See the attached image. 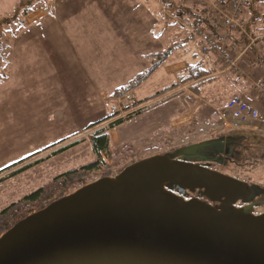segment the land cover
Returning a JSON list of instances; mask_svg holds the SVG:
<instances>
[{"label":"rangeland","instance_id":"rangeland-1","mask_svg":"<svg viewBox=\"0 0 264 264\" xmlns=\"http://www.w3.org/2000/svg\"><path fill=\"white\" fill-rule=\"evenodd\" d=\"M46 1L49 3L53 0ZM69 1H71L74 10L81 15H90L91 12L97 11L105 12L104 0L102 2L79 0V4L75 0ZM112 1V5L118 7V15L125 10L128 3L132 7H136L128 11V14H134L131 15L133 30L137 29L138 21L149 26L151 16L144 8L143 2L145 0H142L143 2L135 1L134 3L133 0ZM207 2L210 1L149 0L147 3L145 2L148 9L151 10L154 31L159 34V48L164 51L165 55L172 51L171 60L176 61L186 54L185 50L189 49V44H191L190 36L193 35V30H196L191 24H188L189 14L184 12L192 7H197V10L200 11H203L206 6L210 9ZM35 3L36 0H0V172L23 159L29 158L28 162L0 175L1 177L11 174L18 168L28 165V163L40 160L41 157L51 153L52 150L49 151L48 149H59L77 139L85 140L89 133L98 128L99 125L104 127L114 122L112 119L107 121L105 119L112 117V94L116 89L109 91L111 99L104 101L99 97L96 91L97 87L93 86L94 84L82 83L83 78L75 80L76 84L72 81L67 82L68 86L62 85L54 78L45 79L44 76L49 71L43 72L41 70L42 60H35L32 66L30 64L26 65V61L32 55L29 49L41 48L39 43L27 48L23 46L20 48L21 50H17V53H15L16 50H14V53L12 52L13 42L10 41L9 35L12 33L22 35L24 11L29 10L28 6H33ZM53 4L55 12H58L66 4V0H56L55 3L50 4L54 14ZM137 8H140L139 11L143 18L136 15ZM178 8L182 10V12L179 11L182 14L177 13ZM245 9H247V6ZM251 9L264 12V0H253ZM251 9L248 8L250 15L254 11ZM250 15L247 16L246 12L242 13L246 21L249 20ZM120 18H117V22ZM155 18L158 20V27L156 22L154 23ZM257 22L259 23L258 26L263 27V20ZM260 27L259 33L264 35V30H261ZM95 34V30H93L89 33V36L93 40L90 46L97 59L98 56L105 57V59L109 58L110 55L112 56L111 51L106 47V42H111L107 40L108 36L102 38L101 34L98 36ZM43 41L45 42L43 46V49H45L43 64L59 69L63 65L60 62L73 60L79 63L77 56L72 52V46L66 40L59 39L58 46L49 38L43 39ZM21 44H25V42L23 41ZM33 54L32 58L36 59V54L34 52ZM186 55L190 56V54ZM157 56L160 57V55H155L154 58L151 55L148 57L150 64L145 66L146 72L151 70L156 63L154 59ZM37 58L40 60L42 56L39 55ZM140 63L137 64V67ZM141 65L143 64L141 63ZM142 67L144 65L139 66L138 70ZM215 67L217 66L215 65ZM67 78L70 80L69 76ZM125 78L127 79V76ZM209 78L215 79L203 83L201 90H198V93L195 92V94L198 98L197 101L201 105L203 104L204 108H202L206 110V112L204 110L200 111H204L208 115L214 113L210 119L206 121L199 117V123L191 129H180L175 133L171 132L169 137H161L160 134L162 135L163 131L165 132L168 129L169 116L175 114L177 110L185 105L180 99V96H182L181 90L184 87H180L176 79L171 78L164 71V67L156 71L148 81L145 80L146 82L141 83L142 85L137 88V91L135 90L137 95L139 94L143 99H146L144 102L150 101L149 104H145V109L141 112L151 110L152 112L139 118H135L136 114L130 117L129 120L119 122L113 127L120 134V141L111 146L112 156L104 155L105 161L117 167V170H122L132 164V161H140L155 154H165L166 151H174L179 147L208 141L211 140V137L224 131L229 135L231 132L241 134L245 131L251 140L246 141L247 147L243 150V155L238 157L236 163L218 166L217 171L237 177L264 190V135H261L262 139L260 138L261 141H258L251 137L252 132L244 130L245 128L233 127L232 123L235 122L237 117L231 119V126L225 127L226 118L229 116H227V112L224 114L223 111L229 112L225 106L236 93V90L238 91L240 88L239 86H237L238 89L225 87L227 83L230 86L232 84L236 86V80H234L233 75L225 74L221 67L215 69L214 73L198 79V83L203 80L208 81ZM67 83L65 84L67 85ZM96 83L101 85L98 82ZM158 86H162L163 90L160 93H152ZM191 90L193 89L191 88ZM157 106L159 108H156ZM97 119H101L97 121L99 125L93 130L89 129ZM260 128L258 129L260 130ZM117 135L115 134V136ZM53 144H56L55 148ZM96 160L97 155L88 140L69 146L57 153L49 154L48 158L40 161V163L0 181V212L6 209L9 204L52 182L55 176ZM103 173H106L105 168L93 171L85 179L92 182L101 177ZM73 187L75 186L70 185L69 189ZM77 188L79 187H75V189Z\"/></svg>","mask_w":264,"mask_h":264},{"label":"water","instance_id":"water-1","mask_svg":"<svg viewBox=\"0 0 264 264\" xmlns=\"http://www.w3.org/2000/svg\"><path fill=\"white\" fill-rule=\"evenodd\" d=\"M220 140L132 162L53 200L0 235V264H264V212L250 195L264 190L192 161Z\"/></svg>","mask_w":264,"mask_h":264},{"label":"crops","instance_id":"crops-1","mask_svg":"<svg viewBox=\"0 0 264 264\" xmlns=\"http://www.w3.org/2000/svg\"><path fill=\"white\" fill-rule=\"evenodd\" d=\"M75 1L77 4H79V0ZM83 1L102 2V0ZM135 1L142 0H133V3ZM148 1L149 0H145L146 3ZM52 2L55 3L56 0H53L49 3L46 0H36V3L32 6V11L23 18L22 35L16 33L9 35L10 41L12 40L13 42V53L14 50H16L15 53H17V50H21L20 48L23 46L27 48L38 43L41 45V48H36L35 50L29 49L32 55L30 59L26 61V65L30 64V66H32L35 63V60H42V64H40L41 70L43 72L49 71V73L44 76L45 79L54 78L56 81L62 83V85L68 86L67 82L72 81L76 84L75 80L83 78L82 83L94 84L93 86L97 87L96 91L99 94V97L106 101L107 99H111L109 91L126 85L128 81L136 78L138 75H140V73L146 72L145 66L150 64V61L148 60L150 55L152 58H154L155 55H161L164 52L159 48V34L154 31V26H152L151 10L148 9V5L143 1L144 8L151 16V20L149 21V26L138 21L136 30H133L131 27V24L133 23L131 15L134 14H128V11H131L136 7H132V5L129 3L127 4V7H125V10H120L121 12L119 15L117 11L118 7L117 5H112V0H104L105 12L97 11L91 12L90 15H81L74 10L71 1L69 0H66V4L63 6V8L61 7L58 12H55V7L53 4V14L50 8V4ZM139 9L140 8H137L136 15H138L139 18H143ZM120 14L125 19L124 21ZM117 18H120L119 22H117ZM155 22L156 26L158 27L157 18H155L154 23ZM93 30H95V35L98 36L101 34L102 38H104V36H108L107 40L111 41L109 43L106 42V47H108L112 53V56L110 55L109 58L105 59V57L98 56L97 59L95 52L92 51L90 44L93 40L89 36V33H91ZM46 38H49L52 42L56 43L57 46L59 39L66 40L68 43H70L72 46V52L77 56L79 63L73 60L64 63L60 62V64L63 65L62 67H59V69L51 68V65L48 64H43L45 59V49H43L45 42L43 39ZM23 41L25 44H21ZM190 43V48L185 50L186 54H190V56L185 54L182 58L173 61L171 60L172 51H170V53H167V55H164V57L162 55L160 57L157 56L154 59L156 62H161V65L159 68L155 69L151 76L156 73V71H159L162 69V67H164V71L168 73L171 78L176 79V82L180 85V87H184V89L181 90L182 96H180V99L185 105L184 107L180 108V110H177L175 114L169 116L168 129H166L165 132L163 131L162 135L160 134L161 137H169L171 132L175 133L180 129H191L197 123H199V117L207 121L210 119L211 115L214 114L210 113L208 115L204 113L206 110L203 109V104L201 105V103L197 101L198 98L195 94V88L198 82L187 79L190 74V65L196 64L199 60L209 61L207 59H203V53H201L202 51H199L201 49L199 41L196 42L195 45L190 38ZM239 48L240 46H236L235 50H238ZM33 52L36 54V59L32 58L34 55ZM39 55L42 56L40 60L37 58ZM139 62L144 65V67H142L140 70H138V67L143 65L140 63V65L137 67ZM211 62L212 61H210V63ZM214 68H216L215 63ZM53 72L54 74H52ZM225 74L230 73L225 71ZM67 76L70 77V80L67 78ZM125 76H127V79ZM151 76L146 81H148ZM252 79L253 78L249 76L248 82L250 81L252 83ZM96 82L100 83L101 85H97ZM65 83H67V85ZM226 86L229 89H236L239 85L237 84L235 86L232 84L230 86V84L227 83V85L225 84V87ZM137 88L133 90L134 96H136L138 102L137 105L139 107H144L146 106L145 104H149L150 101L144 102L146 99H143L141 96H139V94L137 95L135 93ZM191 88L193 90H191ZM239 88L240 90H236V93L233 95V97L240 96L242 99L244 98L248 100L251 107L255 109L257 108L261 113L264 114V98H262L261 93L257 90H253V88L249 89L250 92L243 91L242 85H240ZM161 90H163L162 86H158L157 89H155L152 93H160ZM114 100L115 97H113V101ZM227 105L225 106L226 108ZM156 108H159V106ZM144 109L145 108L141 109V111ZM141 111L136 115L135 118H139L142 115L152 112V110L146 112ZM223 112L225 114L226 110ZM227 116L229 117L226 118L227 121H225V127L228 125L231 126V119L234 118L232 112L230 111L228 112ZM98 120L101 119H97L92 124L96 123ZM256 125L257 126H255L253 123V125L246 127L244 130L252 132L251 137L261 141V135H264V123L257 122ZM258 125L262 127L260 128ZM258 128H260V130ZM110 129L111 130L109 132L111 135V143L114 145L116 142L120 141V134L118 131H116V128ZM224 132L226 133V131ZM223 133L216 135H223ZM115 134H118V137L115 136ZM245 134L246 132L244 131L239 135L245 136ZM216 135L214 137H216Z\"/></svg>","mask_w":264,"mask_h":264},{"label":"trees","instance_id":"trees-1","mask_svg":"<svg viewBox=\"0 0 264 264\" xmlns=\"http://www.w3.org/2000/svg\"><path fill=\"white\" fill-rule=\"evenodd\" d=\"M252 1L253 0H244L241 13L239 14L238 18H236L237 21L235 22V24L232 25L231 24L228 25L227 23H225L222 16L216 14L215 12H212V10L209 9L207 6L203 9V11L197 10V7H192L187 12H184L189 14L190 20L188 24H191L194 29H202L204 33L206 34L208 33L212 37L211 42H206L201 37L198 38L201 51L202 52L204 51L203 59H207L209 61L199 60L197 61L196 64L190 65L189 66L190 74L187 78L188 80L191 81L193 80L198 82V79L214 73L215 69L220 67L222 69L224 68L223 64L217 65L218 58L214 54V48H215L214 46L219 44L226 47L228 50L232 51L233 53H237V54H239V52H242V50H245L246 58L241 63L242 64L241 69H243L244 71V74L242 76H239L233 70L229 71L223 69L224 72L226 71L229 72L231 75H233L234 80H236V85L237 84L239 86L242 85L243 91H247L244 89V87L246 88L247 86H249V89L253 88V90H255V88L253 87V83L255 79L264 80V35L259 33L260 26H258L259 23L257 22L262 20L264 21V12L251 9ZM210 3L211 1L209 3L207 2L209 7H210ZM246 6L247 9H245ZM28 7L30 9L24 11L23 16L28 15L32 11L31 9L33 7L32 6H28ZM248 8L254 10L252 11L251 15L248 11ZM246 10L248 11L249 14L247 13ZM179 11L182 12V10L178 8L177 13L182 14ZM244 12H246L247 16L250 15L249 20L247 19V21L245 20V17L242 16V13ZM262 26L263 27L260 28L261 30H264V25ZM236 46H240V48L238 50H235ZM163 54L164 53H162L160 56H162ZM210 61L212 62L210 63ZM214 63L217 66L216 68H214ZM160 65L161 62H156L152 66L151 70L144 73H140V75H138L136 78L128 81L126 85L118 87L113 92L112 96L115 97V99H118L122 95L136 89L141 85V83L147 80L151 76V74L155 71V69L159 68ZM249 76L253 78L252 83L250 81L248 82ZM211 79L214 80L215 78H209L208 81L205 80L200 81L196 85L195 88L196 93H198V90H201V85L203 83L209 82L211 81ZM235 97L241 98L240 96H235ZM235 97L232 98L234 99ZM233 99H231L230 101H232ZM242 100L246 102L248 105H250L248 100L246 99H242ZM229 102H227V104ZM226 112L228 113V111ZM138 113L139 112L130 115L127 119H119V121L112 122L111 124L104 127H101L98 124V122L91 124L89 128L91 130L95 129L97 125H99L100 127L98 126V128H96L94 131L89 133L87 139L85 140H88L92 144L93 151L97 155V160L95 162L86 164L85 166H81L79 168H75L74 170L67 171L61 175L55 176L52 179V182L41 186V188L29 193V195L9 204V206L6 209L0 212V235L8 231V229L11 226L19 222V220L27 217V215H29L30 213L41 210L43 207L49 205L53 200L57 198H61L68 193L74 192L75 187H80L87 184V182H89L90 180H87L85 178L93 171H96L101 168H105L106 173H103L102 176L115 175L119 173L121 170H117V167L108 164L104 158V155L112 156L111 155L112 143H111V135L109 131L111 130L110 128H113L116 124H119V122H122L124 120H129L130 117ZM260 114H262V117L264 119V114L261 112ZM111 116H112L111 118L105 119V121L114 118L113 115ZM257 122L264 123V121H259V120L243 121V118L241 116L235 119V123H237L238 127L241 128H246L250 125H253V123L256 125ZM246 135L247 134H245V136ZM85 140L77 139L72 143L67 144L66 146H62L59 149L55 150L51 148L48 150L49 151L52 150L51 153H57L65 148H68L69 146H74L75 144L84 142ZM55 145L56 144H53L54 148L56 147ZM49 154L41 157L40 160H37L36 162H31L28 163V165L18 168L17 170L13 171L11 174L7 176H3V177L0 176V181L5 180L7 177L15 176L17 175V173L24 171L25 169H28V167L40 163V161L48 158ZM28 159L29 158L23 159L17 162L16 164H13L12 166L5 168V170L0 172V175L5 174L6 172L14 168H17V166H20L28 162ZM70 185L75 187L69 189Z\"/></svg>","mask_w":264,"mask_h":264},{"label":"built area","instance_id":"built-area-1","mask_svg":"<svg viewBox=\"0 0 264 264\" xmlns=\"http://www.w3.org/2000/svg\"><path fill=\"white\" fill-rule=\"evenodd\" d=\"M210 9L212 12L219 14L223 17L224 22L228 25L235 24L239 14L241 13L244 0H209ZM193 39L196 41L197 38L201 37L206 42H211V35L204 33L202 29L193 30ZM214 54L218 58L217 65L224 66L223 69L234 71L239 76L244 74L243 69H241V63L245 60V50L242 52L233 53L221 44L214 46ZM206 50V49H205ZM204 52V51H203ZM202 52V53H203ZM255 90L261 92L262 98H264V80L255 79L253 83ZM248 90V87L245 88ZM228 109L233 111L238 117L241 116L243 121H264L262 114H260L258 109H255L244 102L241 98L235 97L232 101L228 103ZM136 96L133 92L126 93L115 99L112 104L114 118L112 120L119 121V119H127L130 115L140 111L143 107H138ZM233 127H238L237 123L232 125ZM257 213H261V209H257Z\"/></svg>","mask_w":264,"mask_h":264},{"label":"flooded vegetation","instance_id":"flooded-vegetation-1","mask_svg":"<svg viewBox=\"0 0 264 264\" xmlns=\"http://www.w3.org/2000/svg\"><path fill=\"white\" fill-rule=\"evenodd\" d=\"M239 135L237 132H231V134H226L225 132L223 135H216V137L212 138H222L223 140L218 143H214L208 146L205 150H201L196 152L192 156V161L200 160L204 158L205 160H201L198 162L200 164L207 165L210 169L218 170V166L230 165L232 163H236L237 159L240 155H243V150L246 149V141H250L251 138L246 136H237ZM225 136V138H224ZM209 160V161H208ZM233 177V176H232ZM235 178V177H234ZM237 178V177H236ZM259 190H252L251 196L254 197L255 194H260L252 203L256 204L255 209H261L264 212V193L262 191L258 192ZM197 193H191L190 197L196 196ZM238 206H243L244 203L241 201L237 202ZM236 204V205H237Z\"/></svg>","mask_w":264,"mask_h":264}]
</instances>
